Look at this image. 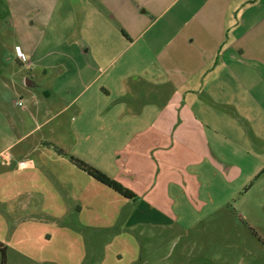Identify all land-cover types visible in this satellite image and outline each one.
Listing matches in <instances>:
<instances>
[{
	"label": "crops",
	"instance_id": "crops-1",
	"mask_svg": "<svg viewBox=\"0 0 264 264\" xmlns=\"http://www.w3.org/2000/svg\"><path fill=\"white\" fill-rule=\"evenodd\" d=\"M64 112L67 153L133 191L167 188L160 200L126 198L59 155L70 166L51 172L76 213L117 230L114 261L109 253L98 264H167L171 242L172 264H264V173L255 179L264 170V0H0V165ZM17 169L0 168V199L39 205L41 183L11 182ZM233 169L245 174L225 181ZM90 190L112 195L113 208ZM69 206L51 214L33 246L60 234L68 259L52 262L84 264L104 232L74 229ZM119 230L128 238L117 239Z\"/></svg>",
	"mask_w": 264,
	"mask_h": 264
},
{
	"label": "rangeland",
	"instance_id": "rangeland-1",
	"mask_svg": "<svg viewBox=\"0 0 264 264\" xmlns=\"http://www.w3.org/2000/svg\"><path fill=\"white\" fill-rule=\"evenodd\" d=\"M64 34V33H63ZM62 34V35H63ZM13 51V50H12ZM11 71L17 69H20L18 67V64L14 62H11L10 66H8ZM23 77H18L17 75L13 78L15 80L21 81ZM65 80V79H64ZM47 107H43L42 111L44 112ZM53 109V108H52ZM68 119V112H64L62 115L59 116V118L44 126L41 130L34 131L35 133L29 137L26 141L23 143H16L13 145L11 151L14 154H18L16 157V160L13 161L12 165L9 167L6 166H1L0 168H18L15 173H11L8 176V179L12 182H15L16 184L20 183L21 186L23 187H31L32 185H26L25 183H41L42 187V193L40 194L39 197V205L37 204L38 202L36 201L35 205H24L20 204L19 201L20 199L15 198L13 199L9 205H6V202L0 199V240H3L4 243H8L7 241L10 242L8 245V261L12 264L18 263V264H55V262H52L51 259L58 258V256H61L63 259H68V255L65 252V242L62 241V239L59 237L60 234H55L53 237L52 242H46L41 243L42 246L40 247L41 249L34 248V243L36 242L37 236L34 237V233H38L50 229V225L53 222L51 214H54V211H57V209H64L70 204V210L74 213V229H84L86 231L90 232H99L102 231L103 234L98 235L96 237L95 243L97 242L98 244L95 245V247H98L99 249H94L91 244H89V248L87 250V255L84 256L85 258V263L84 264H98V258L102 256H107V254L112 253V261H114L113 254L115 256V250L118 248L116 245H108L109 239L114 240L116 238L117 230L116 228H107L105 225H103L104 222H101L99 220H94L93 216L94 214L91 211H85L82 215L77 214V207L75 202H73L72 195H64V191H66L65 188L60 189V187H57L56 180L53 176L52 168H67V166L70 164V161L68 158L66 161L63 162L62 159H60L59 155H63L60 153L66 152L67 153V144H71L67 137V130H68V125L66 124V121ZM58 122V123H57ZM43 135L42 138V144L40 147H36L35 150H33L30 154L26 152H22L23 146H28L30 145L31 148L35 146L37 141L35 140L37 137ZM46 136V138L44 137ZM69 156L71 154L67 153ZM68 156V157H69ZM23 158L25 161L29 160L32 158V163L21 164L20 165V159ZM252 160L248 162V166L253 168L255 162L254 158H251ZM1 162V160H0ZM70 166V165H69ZM20 168V169H19ZM26 168H40L38 170V173L33 175H29V172ZM123 168H130L127 163L123 164ZM251 168H247V170H250ZM25 169V170H24ZM175 170V169H174ZM174 170L172 168L170 169V172L172 173ZM263 171V170H262ZM261 171V172H262ZM239 171L236 169H233L231 174L225 176V181H230V179L236 180V177L240 174H245V173H238ZM261 172H259L257 175H259ZM36 177V178H35ZM161 177V176H160ZM189 175H187V178ZM255 179L250 182L252 183ZM55 183V185H54ZM249 183V184H250ZM56 186V187H55ZM56 188L58 190V195L57 197H54L56 195ZM45 189L52 192L53 197H48L45 193ZM138 194V198L141 199H146L148 197L159 199L158 197L161 196V193H166L167 188L160 189L156 188L155 190H151L150 188L148 189H142V188H137L134 190ZM90 195L92 196H97L100 199H104L105 206L107 208H113L115 205V201L112 198V195L105 194V193H99L95 191L90 190ZM65 197V198H64ZM81 199H84V197L80 196ZM139 200V201H140ZM57 201L59 204H57ZM146 201V200H145ZM69 203V204H68ZM138 206L137 204L135 207ZM67 209V208H66ZM29 211H35L38 212L41 218L36 221H24L25 217L24 214L28 213ZM129 208L126 210L125 215L128 213ZM71 211H67V214L70 215ZM87 214V216H85ZM70 223V221H68ZM66 220L58 221V226L61 227L62 225L65 228L66 226ZM84 223L86 226L83 228ZM72 224V223H71ZM62 228V227H61ZM108 229V230H107ZM24 230V232H23ZM156 231H159L157 228H153L150 233L152 234H157ZM120 234L117 239L119 238H128L126 236L127 232L123 230H119ZM29 236V237H25ZM25 240V244L27 245L26 248L23 247V251L18 252L15 246L16 240L20 239ZM92 238V237H91ZM91 240V239H90ZM107 241V243L104 245L103 241ZM88 241V239H87ZM148 243V242H147ZM13 244V246H12ZM7 245V244H6ZM58 249V247H60ZM190 246H193V243L190 244ZM179 244L178 242L176 243H170L168 245V257L166 259L167 264H172L173 261H176L179 253H178V248ZM109 250H108V249ZM21 250V249H20ZM58 250V252H57ZM125 259L124 263L127 262V252L124 253ZM74 259L77 258V254H71ZM70 259V258H69ZM0 260H1V253H0ZM108 263V262H107Z\"/></svg>",
	"mask_w": 264,
	"mask_h": 264
},
{
	"label": "trees",
	"instance_id": "trees-1",
	"mask_svg": "<svg viewBox=\"0 0 264 264\" xmlns=\"http://www.w3.org/2000/svg\"><path fill=\"white\" fill-rule=\"evenodd\" d=\"M60 153L63 154L64 156H69L66 152L60 151ZM69 159L78 168L87 172L91 177H93L97 181L107 185L108 187L112 188L114 191L118 192L122 196H124L126 198H130V199H134L137 197V194L135 191H133L129 187L125 186L119 180L111 177L109 174L102 171L101 169L93 166L89 162H87V161H85V160H83L77 156H74V155H70ZM262 173H264V170L259 175H257L255 179H257ZM251 184L252 183H250L249 186L245 188V190H247ZM0 251H1V264H6L7 263L6 250H5V248L0 247Z\"/></svg>",
	"mask_w": 264,
	"mask_h": 264
},
{
	"label": "built area",
	"instance_id": "built-area-1",
	"mask_svg": "<svg viewBox=\"0 0 264 264\" xmlns=\"http://www.w3.org/2000/svg\"><path fill=\"white\" fill-rule=\"evenodd\" d=\"M20 56L22 57V59H25V55H24L23 53H21ZM18 104H19V105H22V102L19 101Z\"/></svg>",
	"mask_w": 264,
	"mask_h": 264
}]
</instances>
